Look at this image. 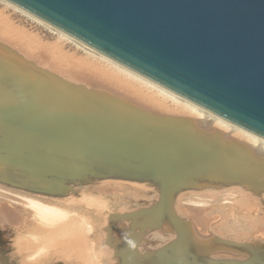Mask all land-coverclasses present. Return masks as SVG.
<instances>
[{"label":"water","instance_id":"1","mask_svg":"<svg viewBox=\"0 0 264 264\" xmlns=\"http://www.w3.org/2000/svg\"><path fill=\"white\" fill-rule=\"evenodd\" d=\"M5 1L264 139V0ZM106 179L158 191L148 207L113 215L129 221L119 264H264V242H197L174 212L187 190L264 193V153L191 118L71 82L0 42V183L64 197ZM165 224L175 237L139 252L141 236ZM219 247L243 256H213Z\"/></svg>","mask_w":264,"mask_h":264},{"label":"bare ground","instance_id":"2","mask_svg":"<svg viewBox=\"0 0 264 264\" xmlns=\"http://www.w3.org/2000/svg\"><path fill=\"white\" fill-rule=\"evenodd\" d=\"M1 1L10 6L12 5L5 0ZM12 7L20 9L15 5H12ZM20 11L25 12L30 17L41 22L61 37L70 40L79 47L85 49L90 54V57L93 56L91 59H82L78 62L74 60L68 61L65 60V56H62V53V55H59L60 53L53 54L54 52L52 51V55H49L48 53L50 52V49L48 53H45L47 52V48H45L43 52L48 56L43 57L41 54L34 51V47L29 45L28 40V42L26 41L25 43L22 40L17 39L13 32L0 26V37L12 42L10 44L18 45V48L20 49L19 51H22L23 53L17 52L24 58L29 60L31 59L30 61H33L35 64L38 63L37 61H42V68L47 69L48 71L71 82L85 85L87 87H96L107 90L108 92H112L124 98L126 101L151 112L161 115L191 118L200 126L218 131L226 139L237 140L256 152L264 153L263 138L206 111L203 107L180 97L179 95L142 77L141 75L115 63L30 13L22 9H20ZM54 51L58 52L56 48ZM143 184L147 183L120 179H107L105 181L101 180L98 186H96V189H88L87 192L89 193H85V189H82L80 193L77 192L79 194L76 193V196H72L75 193L72 195L69 193L64 197L53 198V196L42 194L46 196L47 200L41 202H31L25 200V205L31 209L30 214H32L34 219L33 221H29L25 218L22 226L19 229H15L14 233H16V235L12 238L14 240L13 242L19 245V248L16 246L14 249V253L18 256L19 263H17L46 264L50 260L57 259L59 262L62 261V263L60 262L61 264H119V258L115 253L120 247H116L118 249L115 250V253L109 250L107 247V241L110 240L111 237L108 236V231L105 230V226L109 227L114 214L109 216L107 213L106 217L103 216L104 209L106 210L108 207L105 200L100 197L103 193L105 194L108 192V190H117L119 188L128 189L131 190V192H134L135 190L138 192L141 188L140 192L144 193L145 187L141 186ZM205 188L209 187L180 192L175 197L174 202H177V200L182 202L185 198L191 199L192 195L193 197H198V199H203L205 196H212L216 193L221 194L233 201L232 205L228 207V210L230 209L232 213H230V216L226 218V221H228L227 224L225 223L227 227H224L227 229L225 232L232 237V241L236 242L238 239H244L246 243L264 242V193L256 195L252 191H249L239 185L209 189ZM201 191H205V193H201ZM155 194L158 196L157 189ZM127 197L129 196L126 195L124 200H127ZM259 203H262V206H260ZM190 210L192 211L194 209L189 208V211ZM185 212V208H182L181 213L183 214ZM89 214H91V216H89ZM227 214L229 213L227 212ZM92 217L95 220H98L97 224H94V219V221L91 220ZM209 218L210 217L207 218L204 214L202 215L200 223L204 228H206V236L205 238L195 236L198 239L197 242L205 243L204 240H208V238L210 239L213 235L212 232L209 231V227L212 226L211 221L213 219L211 220ZM232 221L236 222L238 225H242L237 226L242 228L232 227L230 225V222ZM193 222L194 219L190 217L189 223L191 227ZM224 228L219 227L218 230H225ZM167 229V232L169 233L174 232L170 226H168ZM147 233H144L142 236ZM116 236L118 238L117 240H120V244H122L125 239V234L122 235L120 231H117ZM213 236L225 238L223 235ZM157 237L162 240L164 239L161 234H159V236H153V238ZM26 241L28 242V245L26 244ZM142 241L146 240H141L140 249L142 252L153 250L166 243V241L161 244L159 243L157 246L152 248L151 241L147 240L144 247L142 246ZM220 248L222 247L213 250V255L224 257L230 253H234V250L232 249L225 248L220 251ZM8 253L0 257V264H3V262H11V260H9ZM113 255L116 258L114 260L110 258ZM58 261L54 264H58ZM12 262L10 264H15Z\"/></svg>","mask_w":264,"mask_h":264},{"label":"rangeland","instance_id":"3","mask_svg":"<svg viewBox=\"0 0 264 264\" xmlns=\"http://www.w3.org/2000/svg\"><path fill=\"white\" fill-rule=\"evenodd\" d=\"M0 26L6 28L7 30H9L11 32H13L17 39H20L25 43L28 40L29 42L28 41L27 42L29 43V45L34 47L33 48L34 51L41 54L43 57L48 56V55L44 54V52H43L45 48H47V52H45V53H48L49 49H50V52L48 53L49 55H52V51L54 52L53 54H55V53L59 54L60 53L59 55L63 54L62 56H65V60H68V61L74 60V61L78 62L82 59H91V57H93V56L90 57V54L85 49L79 47L78 45H76L72 41L61 37L55 31H53L52 29H49L47 26H45L41 22L30 17L25 12L20 11V9L14 8V7H12V5L10 6V5L2 2L1 0H0ZM0 42L7 44L9 47H11L12 49H15V51H18L19 53L20 52L23 53L22 51H19L20 49L18 48V45L10 44L12 42L7 41L6 39H4L2 37H0ZM54 47L57 49L58 52L54 51L55 50ZM53 48H54V50H53ZM37 62L39 63V66H41L42 61L41 62L37 61ZM44 62H45V60H44ZM38 63H37V65H38ZM45 64H46V62H45ZM45 64H43V65H45ZM66 64L68 65L67 62H66ZM100 181H97V182H94L91 184H87V185H83V186L75 187L74 191L71 192L70 195L75 193L72 196H76L77 194H79L81 192L82 189L83 190L85 189V191H84L85 193H89V192H87L88 189H90V188H91V190L96 189V186H98ZM102 181H105V180H102ZM141 186L145 187L144 193L140 192L141 188L138 192L136 190L134 192L133 191L131 192V190L119 188L117 190H112V189L108 190V192H106L105 194L103 193L100 198L105 200L107 207H108V208H106V210L104 209L103 216L106 217L107 213L109 216L111 214L129 213V212L134 211L138 208L147 207L151 203H153L158 197L155 194L156 189L153 186H150L148 183L143 184ZM231 186H233V185H229L226 187H231ZM205 189H209V188H205ZM205 191H201V193H205ZM77 192H79V193H77ZM105 195L108 197H106ZM126 195H128L129 197H127V200H124V197ZM137 195H139V196H137ZM53 198H56V197H53ZM225 198H226L225 196L218 194V193L213 194L212 196H205L203 199H200V198L198 199V197H193V195H192V198L191 199L189 198L190 200L185 198L184 201L182 200V202H180L178 200H177V202H174V210L180 217H182L183 219H185L187 221H189L190 217L194 219L193 225L191 227V230L194 233V236L199 237V238H205V236H206V228H204L202 226V224L200 223V220L202 219V215L204 214L207 218L210 217L209 219H211V220L213 219L211 221L212 226L209 227V231H211L213 235H218V236L223 235V237H225L226 239L229 238L232 240V237H230V235L227 232H225V231H227V229H225V228L227 227L226 224L228 222V221H226V218L230 216V213H232L230 211V209L228 210V207H230L232 205L233 201L231 199H228V198H226L227 199L226 200ZM109 199H111V200H109ZM25 200L31 201V202H41V201L47 200V198H46V196H44L42 194L30 193V192L20 190V189H16L13 187H9V186H6V185L0 183V242H1L0 243V245H1L0 246V257L2 255L7 254L8 252H10V253H8L9 260H11V262L13 261L15 264L19 263L18 256L14 253V249L16 248V246L19 248V245H17L15 242H13L14 240L12 238L14 235H16V233H14L15 229H17V228L19 229L22 226V224L25 221V218L28 219L29 221H33V219H34L32 214H30L31 209L25 205V203H26ZM112 201H114V202H112ZM261 204L262 203H259L260 206H262ZM182 208H185V210H186V212L183 214L181 213ZM189 208L194 209V210L189 211ZM227 212L229 214H227ZM28 215H29V217H28ZM89 216H91V214H89ZM93 219L94 218L92 217L91 220H93ZM120 221L121 220H118L117 222H114V221L112 222V219H111V223H110L109 227L105 226V230H107L108 233H111L110 234L111 239L107 241L108 242L107 247L113 253H115L116 247H121V245H122V244H120V240H117L118 238L116 236V232L120 231L121 234L124 235L126 233L127 228H128V223H129L128 221H125V220H122L121 222ZM97 223H98V220H95L94 224H97ZM216 224H218V225H216ZM230 225L232 227L242 226V225L236 224V222H233V221L230 222ZM168 226L169 225L165 224V225L161 226L160 229L148 232L146 235L142 236L141 240L151 241L152 242V245H151L152 248L157 246V244H159V243L161 244V243H164L165 241L166 242L170 241L171 239H173L175 237V233L174 232H172V233L167 232ZM219 227L220 228L225 227L224 228L225 230L219 231L218 230ZM237 228H242V227H237ZM221 232H223V233H221ZM159 234L162 235V237L164 238L163 240L160 239L159 237L153 238V236H155V235L159 236ZM141 240H140V243H139V246L137 249L139 252H142L140 249ZM116 241L118 244L116 243ZM146 241H142L143 247L146 245ZM236 242H245V240L244 239H238ZM26 244L28 245L27 241H26ZM224 249L225 248L222 247L219 250L222 251ZM224 257L225 258H232V257L241 258L242 253L234 250V253H230ZM110 258L112 260L116 259L114 255L111 256ZM57 261H58L57 259H53V260H50L49 262H47L46 264H52V263L54 264ZM60 262L62 263V261H60ZM60 262L58 264H61ZM10 263L9 262H5V263L3 262V264H10Z\"/></svg>","mask_w":264,"mask_h":264}]
</instances>
